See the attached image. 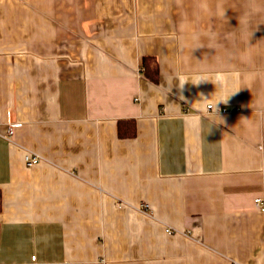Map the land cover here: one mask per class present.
Returning a JSON list of instances; mask_svg holds the SVG:
<instances>
[{"label":"crops","instance_id":"crops-1","mask_svg":"<svg viewBox=\"0 0 264 264\" xmlns=\"http://www.w3.org/2000/svg\"><path fill=\"white\" fill-rule=\"evenodd\" d=\"M258 198L264 0H0V264H264Z\"/></svg>","mask_w":264,"mask_h":264},{"label":"trees","instance_id":"trees-1","mask_svg":"<svg viewBox=\"0 0 264 264\" xmlns=\"http://www.w3.org/2000/svg\"><path fill=\"white\" fill-rule=\"evenodd\" d=\"M153 58L143 59V65L145 68V74L153 82H158V71L157 62ZM119 135L122 138H130L136 136V126L132 122H120L119 123ZM2 209L1 199H0V211Z\"/></svg>","mask_w":264,"mask_h":264},{"label":"built area","instance_id":"built-area-1","mask_svg":"<svg viewBox=\"0 0 264 264\" xmlns=\"http://www.w3.org/2000/svg\"><path fill=\"white\" fill-rule=\"evenodd\" d=\"M213 109V107L210 105V106H208V110H212ZM225 111V110H224ZM14 127H15V125H11L10 127H9V129H8V135L9 136H11L12 134H13V130H14ZM26 165L29 167H31V166H33V165H35V164H37L39 161H40V157H38L37 155H34L33 153H28L27 155H26ZM256 203L261 207V209L264 211V200L262 199V198H258V199H256ZM123 204L122 203H119V206H122ZM147 206H145V208H146ZM166 232L168 233V234H173V233H175L176 231H175V229H173V228H171V227H168L167 229H166ZM33 259L35 260L36 259V257H33Z\"/></svg>","mask_w":264,"mask_h":264}]
</instances>
